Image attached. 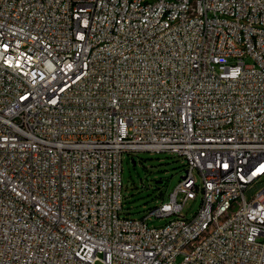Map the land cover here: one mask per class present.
Segmentation results:
<instances>
[{
    "label": "built area",
    "instance_id": "1",
    "mask_svg": "<svg viewBox=\"0 0 264 264\" xmlns=\"http://www.w3.org/2000/svg\"><path fill=\"white\" fill-rule=\"evenodd\" d=\"M135 151L187 162L142 218ZM0 264H264V0H0Z\"/></svg>",
    "mask_w": 264,
    "mask_h": 264
},
{
    "label": "rangeland",
    "instance_id": "2",
    "mask_svg": "<svg viewBox=\"0 0 264 264\" xmlns=\"http://www.w3.org/2000/svg\"><path fill=\"white\" fill-rule=\"evenodd\" d=\"M249 61V60H248ZM135 160V162L133 161ZM186 160L171 152L135 151L125 153L123 158V209L121 215L142 218L150 207L169 200L170 194L186 172ZM198 184L201 176L196 171ZM259 186L254 188L256 191ZM203 190L195 200H189L183 213L192 217L202 205ZM172 217L148 219L149 225L160 226ZM180 258H178V262Z\"/></svg>",
    "mask_w": 264,
    "mask_h": 264
},
{
    "label": "water",
    "instance_id": "3",
    "mask_svg": "<svg viewBox=\"0 0 264 264\" xmlns=\"http://www.w3.org/2000/svg\"><path fill=\"white\" fill-rule=\"evenodd\" d=\"M135 162V160H133Z\"/></svg>",
    "mask_w": 264,
    "mask_h": 264
}]
</instances>
